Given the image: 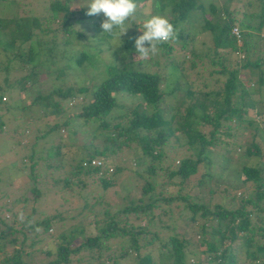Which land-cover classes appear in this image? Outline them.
<instances>
[{
  "label": "trees",
  "instance_id": "obj_1",
  "mask_svg": "<svg viewBox=\"0 0 264 264\" xmlns=\"http://www.w3.org/2000/svg\"><path fill=\"white\" fill-rule=\"evenodd\" d=\"M254 1L246 0L245 5L253 6ZM257 1L256 12L242 11L239 18L235 17L233 10L221 5V15L211 20L205 17V13H214L217 10L218 7L213 2L153 0L152 4L156 10L168 7L166 17L176 30L175 39L158 45V61H152L156 66L155 70L146 71L137 67L140 59L133 63L127 62L119 69L111 61L103 64L101 70L104 76L92 86L60 84L44 94L36 91L30 106L23 107L27 109L24 110L25 117L36 113L37 104L51 108V113L54 114L67 104L69 105L64 108L67 109L63 113L64 119L59 124L54 122L47 126L40 137L46 139L54 130L66 127L67 112L70 110L75 113L73 118H81L82 124L85 125L93 122L96 125L95 129L100 128L103 133L97 136L100 143L88 142V147H83L86 150L82 147V150L78 149L77 158L67 165V169L59 164L58 166L44 164L45 161L42 163L41 160L39 163L38 154L22 156L23 164H26L25 166L29 169L27 181L20 188L11 189L10 182H7L5 186L9 185V190L0 188V192L3 193L2 198L0 197V264H23L20 252L26 234L38 226H41L42 231H46L55 216L43 215L41 220L33 221L31 225L28 221H31L32 215L34 218L37 203L42 202L43 205L50 206L55 199H62L54 195L59 187L70 188L74 182H81L80 175L83 177L95 175L103 188L113 184L112 178L118 169L115 168L113 171L112 168L111 178H105L103 176L107 171L105 165H108L106 160L116 153L115 147L118 148L120 144L123 145L127 141H134L140 149V163L147 158L144 170L146 174L153 176L155 169H162L157 162L165 158L163 147L170 143L169 138L174 135L173 132L176 130L181 132L188 153L179 155L177 158H169L168 165H164L169 181L165 185L180 184L183 179H187L196 172L198 164L208 163L206 149L217 144L218 136L228 135V122L231 120L242 126L246 123L253 129L254 134L251 135L248 144L243 147L244 153L257 159L262 157L264 161V146L254 140L257 125L252 118H243L247 112L246 107H252L256 102L248 95L245 98L244 94L246 95L249 88L242 86L239 79L240 70L245 69L249 74L248 82L254 80V87H251L250 91H256L264 83V68H262L264 49L261 48L259 52V47L264 48V0ZM14 3V0H0V5H8L10 8ZM87 8L88 6L70 7L68 0H51L48 4L49 14L44 19L35 16H17L16 13L8 17L0 15V51L8 54L4 64L0 66V71L6 74L8 70H14V66L10 67L9 64L12 59H16L18 68H28L27 74L20 76L16 81L18 87L24 89L25 83L36 81L39 67L49 69L48 75L60 77L64 74L63 67L71 71L76 72L79 69L83 72L86 67L95 66L93 61L100 48L95 50L93 46H83L71 50L70 46L72 39L83 36L80 31L71 26L72 23L88 24L93 16L86 14ZM192 21H201L198 29L208 31L210 47L199 52L189 50L188 55L177 59L175 51L184 52L186 45L192 41L190 32L186 30L187 26L192 27ZM99 25L101 26V23ZM99 25L97 27L99 36L92 34L90 37L95 36L97 45L100 44L101 48L104 46L106 48L111 35L102 33ZM232 28L237 30L236 34L232 33ZM58 34H60L59 37ZM33 35H37L39 40L42 39V41L38 40V50L27 47L24 58H21L22 54L18 52V47L13 52L15 40L22 43L28 41ZM57 38L59 40H56ZM176 46H178L177 49ZM132 47H130L131 50ZM61 57L65 60L63 67L58 65ZM33 59L35 61H32ZM196 63H201L203 67L208 64L211 67L206 72L207 76L225 74L220 88L199 92L200 87H194L193 82L188 83L184 67L193 68ZM25 64L26 67H24ZM166 66H170L171 70H177L186 81L182 96L179 97L174 112L169 116L171 119L178 114L179 120L175 127L163 117L161 110L157 107L164 95L178 88L176 80L174 82L172 80L171 86L162 85L164 81L162 71ZM94 72L96 74L93 75L98 77V71ZM206 75H203V85ZM0 82L2 83L0 84L1 109V105L5 103L4 94H9L11 88L7 85L6 76H3ZM200 93H202L201 97H199ZM117 95L124 96L130 102L121 114L112 117L111 111L118 106ZM262 102L264 103L260 100V104ZM179 106H183V111L178 109ZM112 118L117 121L109 124L108 120ZM262 128L264 131V126ZM4 129L5 122L0 116V132ZM95 129L92 130V134ZM59 140L57 139V142L60 143ZM17 144L25 145L26 142ZM58 147L59 144L55 146L54 153L58 152ZM91 161H99V164H91ZM36 168H39L40 172L35 170ZM46 169L51 176L54 172L59 173L65 169L61 181L51 177L50 192L43 190L46 186L40 189L38 185L41 181L36 179L38 174L36 172H39L38 176L44 177ZM239 171L240 187L242 186L245 191L231 196L230 199L234 203L227 206L219 204L209 206L194 199L187 201L185 196L181 195L165 198L159 194L160 199L167 201L177 199L184 202L185 200L182 208L186 216L179 217L178 213L179 220L183 223L179 233L175 230L176 224H171L169 228L168 223L161 219V215L168 214L164 210L154 220L156 222L154 225L151 213L153 200L130 199L128 204L111 213L103 210L107 219L99 228L97 227L94 235H84L82 229L75 231L67 229L57 233L54 236L56 240L54 258L47 264H66L69 254L78 253L81 250L96 251L95 262L92 264H119L120 260L129 261L132 264H238L234 252V248L237 247L243 249V257L249 261V264H264V165L243 164ZM173 177H177L179 181H170ZM156 184L144 178L142 192H149ZM9 192L12 194L16 192L15 196L18 195L10 197ZM47 193L51 196L50 200H47ZM13 200L19 204L17 208L12 206ZM21 210L26 211L24 221L18 219V212ZM122 215L126 218L123 221ZM141 217H145L143 224L134 223ZM119 220L123 222L121 225ZM193 225L196 226V230L191 231L190 228ZM75 236H80L81 240L71 246ZM116 236L125 237V246L122 245L117 254H112L108 244ZM193 236L203 249L198 253L199 258L189 263L185 258V247L194 240ZM16 242L18 246L15 248L12 245ZM8 247L12 249L10 253H7ZM45 253L49 254V251Z\"/></svg>",
  "mask_w": 264,
  "mask_h": 264
},
{
  "label": "rangeland",
  "instance_id": "obj_2",
  "mask_svg": "<svg viewBox=\"0 0 264 264\" xmlns=\"http://www.w3.org/2000/svg\"><path fill=\"white\" fill-rule=\"evenodd\" d=\"M50 1L51 0H14L15 3L12 8L8 5H0V15L3 14V16L8 17L16 13L17 16H35L44 19L49 14L48 4ZM152 1L153 0L135 1L137 4L136 12L125 21L124 27L128 29L122 35L120 29H116L110 34H105L111 35L109 45H107L106 48L105 46L101 48L100 44L97 45L96 39L94 38L100 34L97 27L104 19L103 14L93 15L88 24L80 23L78 25L77 23H72L71 26L80 31L83 36L72 39L70 45L71 50L83 46H93L95 50L100 48L93 61L95 66L86 67L83 72L79 69L75 72L63 67L65 60L61 57L58 65L63 67L64 74L62 76L56 77L48 75L47 71L49 69H46V67H39L38 74L35 77L36 81L25 83L24 89H20L16 82L17 78L27 74L28 68H18L16 66L18 64L17 60L12 59L9 66H14V70H8L6 74L0 71V81L3 76H6L7 85L11 88L9 94H4L3 101L5 103L1 105L0 109L1 120L5 122V129L0 132V188L4 187L3 190H9L10 187L11 189L20 188L23 186V183L27 181L29 169L25 166L26 164H23V155H30L31 153L34 155L38 154V159L39 161L41 160L42 163L45 161L44 164L50 166H58L59 164L67 169V165L70 162L73 163L77 158L78 149H81V147L84 149L83 147L85 146L88 147V142H93L95 144L100 143L97 136L100 133H103V130H100V128L96 130V125L93 122L86 123V125L82 124L81 118H73L75 113L71 110L67 112L68 125L66 127H60L58 130H54L50 134L48 133L49 135L46 139L45 137H40L44 134L43 132L47 129V126H50L54 122L59 124L60 121L64 119L63 113L67 110L64 108L69 107L68 104L56 114L51 113V108L37 104L36 113L30 117H25L24 110L27 109H23V107L30 106L36 91L44 94L60 84L63 86L72 84L82 85L84 87L92 86L93 83H97V81L104 76L103 71L101 70L103 64L111 61H113L119 69L127 62L133 63L140 59L137 67L146 71L155 70L156 66L153 65V62H156V60L158 61V56L150 55L148 58H141L135 47L136 37L142 35L141 28L144 21L151 15L159 14L166 16L168 13V7L156 10L153 7ZM207 2H213L218 7L214 13H205V17L211 20H214L217 15H221V5L227 6L229 10H233L235 17L239 18L242 11L256 12L258 4L257 0L254 1V4L252 2L253 6L245 5L246 0H232L231 2H226L225 0H205V3ZM87 3L88 0H68L69 6L73 8L78 6L87 7ZM193 22L194 21L191 23L192 27H186V30H188L192 36V41L186 45V50H184V52H181V50L178 52L175 51L177 59L184 57V55H188L189 50L199 52L205 51L210 47V43L208 42V31H201L198 29L201 25V21ZM99 28L102 29L100 25ZM92 34L95 36L90 37ZM57 36L59 37L60 34ZM38 40L37 35H33L28 41L22 43L15 40L13 52H15L18 47V52L22 54L21 58H24V53L27 47H31L32 50H38ZM56 40L59 39L57 38ZM39 41H42V39ZM131 46H133L132 50L130 49ZM65 48H68V46H65ZM177 48L178 46H176V49ZM261 48L264 49L262 46L259 47V52L261 51ZM6 56H8L7 53H2L0 51V66L4 64ZM56 57L58 58V54ZM32 61H35V59ZM201 63H196L193 68H188L187 66L184 67L188 83L193 82L194 87H200L199 92L213 91L220 88L225 74H211L207 76L206 72L209 71L211 67L208 64L203 67L201 66ZM26 66L27 65L25 64L24 67ZM262 68H264V66ZM95 70L98 71V77L93 75L96 74L94 72ZM162 74L164 76L162 85L171 86L174 80L178 83V88L172 93L164 95L161 102L157 105L161 110L163 117L169 120V123L175 127L179 120L178 114L174 115L171 119L169 116L174 112L175 105L179 102V97L182 96L186 81L182 79L177 70H171L170 66L164 67ZM204 74L206 75L204 79L206 81L203 85ZM251 77L255 78L254 76ZM248 78L249 74L247 71L241 69L239 72L241 84L242 86L249 88L244 96L246 98L248 95V97L256 102L252 107H246L247 112L243 118H252L254 120L258 128L254 140H257L261 146H264V139H262L264 137V131L262 128L264 126V103L262 102V104H260V100L264 101V83L260 85L256 91H250V88L254 87V80L252 79V81L248 82ZM0 84L2 83L0 82ZM199 95V97H201L202 93ZM116 98L118 106L111 111L110 115H112V117L121 114L123 109H125L130 102V100H127L121 95H117ZM178 109L183 111L184 108L183 106H179ZM115 121H117V119L112 118L108 120V123L112 124ZM228 124V135L218 136V142L214 147H206L208 163L198 164L196 172L187 179H183L180 184L165 185V183L169 181L167 180V174L164 168V165H168L169 158H177L179 155H186L188 153L184 144L185 139L182 137L180 131L176 130L173 132L174 135L169 138L170 143L163 147L165 158L160 160V162H157L162 166V169H155L153 176L145 173L144 167L147 158L144 159L143 163H140V149L134 141H127L123 145L120 144L118 148L114 145L113 148L115 147L114 149L117 151L107 158L106 162L108 165H105L107 171L103 175L105 178H111L112 168L113 171L117 168L118 170L112 178L113 184L107 188H103L95 175L89 177H83V175H80L79 178L82 183L74 182L70 188L61 189L59 187L57 192L54 193L55 196L61 197L62 199H55L51 202L50 206H45L42 202L36 204L35 216L34 218L33 215L31 216L32 222L39 221L46 215L52 214L51 216L55 217L51 226L46 231H42L41 226H38L36 229H33L26 234L27 236L22 244V250L20 252L22 263L47 264L50 259L54 258L56 244L54 236L57 233L67 231V229H74V231L82 229L84 235H94L97 231V227L99 228V226L105 222V219H107L106 215L103 214V210L107 211V213H111L128 204L130 199L137 200L138 198H142L144 201L149 199L153 200L154 205L151 210V213L153 214V222L158 218L161 211L164 210L168 212V214L161 215V219L168 223L169 228L171 224H176L177 226L175 227V230L177 233H179L183 227V223L179 220V217L183 215L186 216L185 210L182 208L185 204V200L189 201L190 199H194L208 204L209 206L214 204L225 206H227V204H232L233 201H231L230 197L237 194L239 195V193L241 194V191H245L242 186L240 187V166L243 164L263 166L264 161L262 157L257 159L247 156L244 153L243 147L248 144L251 135L254 134L253 129L248 127L246 123L242 126L240 123L233 120L228 122ZM94 129L95 132L92 134L91 132H93L92 130ZM203 129L206 130V128ZM57 139H60V143L57 142ZM19 142L23 144L26 142V144L18 145L17 143ZM57 144H59L58 152L54 153ZM171 144H173V147ZM41 161L39 163H41ZM176 161L177 159L174 161V164ZM65 169L59 173L57 171L54 172L52 176L51 173L48 174L49 170L46 169L43 177L38 176L40 170L39 168H36L35 170H39V172H36L38 173L36 174V179L41 181L38 185L39 188L41 189L46 186L43 190L46 189L50 192L52 182L51 177L61 181L60 179L63 178ZM144 178L145 180L157 183L146 193H143L141 188L144 183ZM170 181L176 182L179 181V179L173 177ZM7 182H10V187H8L9 185L5 187ZM15 194L9 192L10 197L15 196ZM159 194L165 198L181 195L185 196V200L184 202L177 199L167 201L166 199H160ZM2 195L3 193L0 192L1 198ZM46 195V197L49 198H47V200H50V194L47 193ZM13 205L17 208L19 204L17 201L13 200L12 206ZM34 205L35 203L33 206ZM23 212L26 213L25 210ZM178 213L180 214L179 217ZM121 217H124V215ZM144 218L141 217L134 223L143 224ZM125 219L126 218L124 217L122 221ZM122 221L119 220V225L123 223ZM155 224L156 222H154V225ZM185 229L188 231L187 228ZM190 230H196V226L193 225ZM192 238H194V240L191 239L193 240L191 241V244L185 247V258L189 263H193L197 257L199 258L198 253L203 249V246L195 241L196 237L193 236ZM80 240V236H75L72 239L71 246H74ZM122 245L125 246V237L116 236L113 240L109 241L108 247L110 251L112 250V254H117ZM12 246L16 248L18 246L17 242ZM8 248L7 253H10L12 249L10 247ZM46 251H49V254L45 253ZM95 252V250H81L78 253H71L67 256L68 261L66 264H92L95 262ZM234 252L238 264H249V261L243 257V249L241 247L234 248ZM119 264L132 263L120 260Z\"/></svg>",
  "mask_w": 264,
  "mask_h": 264
},
{
  "label": "clouds",
  "instance_id": "obj_3",
  "mask_svg": "<svg viewBox=\"0 0 264 264\" xmlns=\"http://www.w3.org/2000/svg\"><path fill=\"white\" fill-rule=\"evenodd\" d=\"M87 15L103 14L101 22L102 33H112L120 29L121 35L126 32L125 21L137 9L135 0H88ZM142 35L135 39V47L141 58L157 55L161 43L175 39L176 30L166 16L154 14L149 16L142 25ZM148 46H145V45ZM18 219L25 220V213L18 212ZM32 221H28L31 225ZM38 230V229H37Z\"/></svg>",
  "mask_w": 264,
  "mask_h": 264
},
{
  "label": "built area",
  "instance_id": "obj_4",
  "mask_svg": "<svg viewBox=\"0 0 264 264\" xmlns=\"http://www.w3.org/2000/svg\"><path fill=\"white\" fill-rule=\"evenodd\" d=\"M232 33L236 34L237 30L235 28H232ZM91 164L98 165L99 161H91Z\"/></svg>",
  "mask_w": 264,
  "mask_h": 264
}]
</instances>
